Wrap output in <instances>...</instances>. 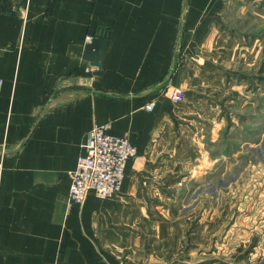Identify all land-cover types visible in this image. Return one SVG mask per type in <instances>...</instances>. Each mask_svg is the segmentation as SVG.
Instances as JSON below:
<instances>
[{
	"label": "crops",
	"instance_id": "obj_1",
	"mask_svg": "<svg viewBox=\"0 0 264 264\" xmlns=\"http://www.w3.org/2000/svg\"><path fill=\"white\" fill-rule=\"evenodd\" d=\"M261 58L264 0H0V264H181L198 189L217 192L236 59ZM105 123L138 153L115 195L71 203L68 172Z\"/></svg>",
	"mask_w": 264,
	"mask_h": 264
},
{
	"label": "rangeland",
	"instance_id": "obj_2",
	"mask_svg": "<svg viewBox=\"0 0 264 264\" xmlns=\"http://www.w3.org/2000/svg\"><path fill=\"white\" fill-rule=\"evenodd\" d=\"M251 62L236 59L234 103L219 108L218 188L198 189L191 210L202 220L188 222L202 227L184 242L181 264H264V71Z\"/></svg>",
	"mask_w": 264,
	"mask_h": 264
},
{
	"label": "built area",
	"instance_id": "obj_3",
	"mask_svg": "<svg viewBox=\"0 0 264 264\" xmlns=\"http://www.w3.org/2000/svg\"><path fill=\"white\" fill-rule=\"evenodd\" d=\"M172 99L185 103L184 91L175 88ZM145 108L154 110L155 102H148ZM109 127L108 123L95 124L89 130L76 167L68 172V199L71 203L82 204L91 192L109 198L120 190L127 164L136 157L138 150L127 136L112 134Z\"/></svg>",
	"mask_w": 264,
	"mask_h": 264
},
{
	"label": "water",
	"instance_id": "obj_4",
	"mask_svg": "<svg viewBox=\"0 0 264 264\" xmlns=\"http://www.w3.org/2000/svg\"><path fill=\"white\" fill-rule=\"evenodd\" d=\"M107 47L108 39L103 37H93L91 41L86 44L83 56L91 63V65L99 66L104 60Z\"/></svg>",
	"mask_w": 264,
	"mask_h": 264
},
{
	"label": "bare ground",
	"instance_id": "obj_5",
	"mask_svg": "<svg viewBox=\"0 0 264 264\" xmlns=\"http://www.w3.org/2000/svg\"><path fill=\"white\" fill-rule=\"evenodd\" d=\"M175 88H179V87H175ZM174 88V89H175ZM174 89L172 90V92H171V99H172V97H173V91H174ZM180 89H182V88H180ZM183 90V89H182ZM184 91V90H183ZM184 93H185V91H184ZM185 97H186V101H187V96H186V93H185ZM172 101H173V99H172ZM173 102H175V101H173ZM175 103H178V102H175Z\"/></svg>",
	"mask_w": 264,
	"mask_h": 264
}]
</instances>
